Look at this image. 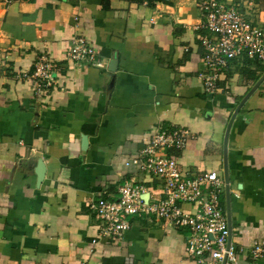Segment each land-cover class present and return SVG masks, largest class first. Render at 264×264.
<instances>
[{
    "label": "crops",
    "instance_id": "0c3cea01",
    "mask_svg": "<svg viewBox=\"0 0 264 264\" xmlns=\"http://www.w3.org/2000/svg\"><path fill=\"white\" fill-rule=\"evenodd\" d=\"M202 1L0 0V264H197L189 228L135 216L121 239L100 238L88 207L126 181L160 186L126 165L158 127L196 134L170 153L225 180L231 241L252 264L250 246L264 242V62L234 61L207 93ZM246 12L264 27V0ZM79 37L103 67L68 60ZM42 55L60 84L38 95L21 74Z\"/></svg>",
    "mask_w": 264,
    "mask_h": 264
},
{
    "label": "built area",
    "instance_id": "2783aa9c",
    "mask_svg": "<svg viewBox=\"0 0 264 264\" xmlns=\"http://www.w3.org/2000/svg\"><path fill=\"white\" fill-rule=\"evenodd\" d=\"M246 6H258V0H203L199 4L205 17L203 27L210 33L202 38L203 67L198 73L207 93L218 90L222 75L234 61L264 62V27L253 23ZM99 55L93 44L79 37L69 48L68 60L103 67ZM21 76L31 80L41 95L59 86V63L42 55L33 71L22 72ZM195 138L190 129L179 127H158L144 138V148L126 165L137 166L159 180L160 186L148 189L144 184L126 181L118 195L102 194L89 201L88 207L97 219L98 237L119 240L131 228L133 217H156L175 227L189 228L185 249L197 264L240 263L241 253L232 241L229 243L230 228L221 201L225 180L216 170L193 174L183 167L181 157L170 153L172 148L184 150ZM97 240L93 239L95 243ZM249 253L252 264H262L264 242L255 241Z\"/></svg>",
    "mask_w": 264,
    "mask_h": 264
},
{
    "label": "water",
    "instance_id": "95a60500",
    "mask_svg": "<svg viewBox=\"0 0 264 264\" xmlns=\"http://www.w3.org/2000/svg\"><path fill=\"white\" fill-rule=\"evenodd\" d=\"M234 118H235V114L232 116L231 121H233ZM87 144H88V139L85 136V137H83V146L86 147ZM44 172H45V166L43 165V162L40 161L39 162V167H38V170H37V174H38V176L40 178L39 180H41V178L43 177ZM228 183H229V180H228V178H226V184H227V187L229 188V184ZM228 192H229V190H228ZM229 228H230L229 243H230L231 242V233H232V229H231L230 223H229ZM224 264H225V262H224Z\"/></svg>",
    "mask_w": 264,
    "mask_h": 264
}]
</instances>
